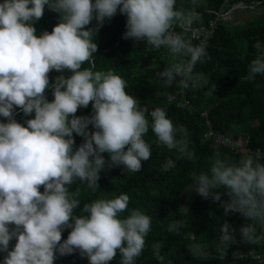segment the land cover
I'll return each mask as SVG.
<instances>
[{
    "label": "clouds",
    "instance_id": "clouds-1",
    "mask_svg": "<svg viewBox=\"0 0 264 264\" xmlns=\"http://www.w3.org/2000/svg\"><path fill=\"white\" fill-rule=\"evenodd\" d=\"M188 2L192 7H178V0H0V264H54L57 256L74 252L88 264H109L118 253L119 264H136L152 217L139 208L128 211L125 193L84 203L77 214L79 191L70 192L69 186L86 183L95 192L106 164L138 172L151 156L144 138L149 129L178 159L191 161L195 154L188 130L174 126L164 107L149 111L113 69L96 70L95 35L119 11L126 16L123 38L166 50L168 61L157 74L165 86L208 87V77L194 71L207 58L206 46L185 35L201 20L202 0ZM45 7L58 13L57 23L37 34L34 25ZM93 20L96 24L89 26ZM53 70L59 74L50 82ZM257 75H264V52L250 61L244 79L254 81ZM90 102L89 115H76ZM16 109L28 117L23 123L13 118ZM74 133L82 138L79 144ZM173 167L171 158L162 165L164 171ZM187 187L218 201L225 215L241 214L248 223L239 228L240 241L264 247V158L259 153L245 151L238 159L217 153L207 170L192 173ZM184 227L183 220L173 218L167 230L178 234ZM234 233L225 221L211 246L194 239L189 254L195 261L224 260L237 242ZM152 254L165 264L159 243L152 245ZM237 255L232 252L233 259ZM253 259L264 264L259 256Z\"/></svg>",
    "mask_w": 264,
    "mask_h": 264
},
{
    "label": "trees",
    "instance_id": "trees-1",
    "mask_svg": "<svg viewBox=\"0 0 264 264\" xmlns=\"http://www.w3.org/2000/svg\"><path fill=\"white\" fill-rule=\"evenodd\" d=\"M225 0H202L197 8L201 20L192 27L207 23L218 12ZM232 7L241 4L243 7L264 5V0H227ZM178 7L190 8L188 0H178ZM224 7V6H223ZM228 8V6L226 7ZM239 8V6H238ZM58 13L45 7L43 16L35 22L37 34L43 30L51 31L57 23ZM126 16L119 11L106 19L95 35L97 52L94 53L96 70L113 69L127 81L126 91L135 96L141 106L149 111L155 107H164L174 126L183 125L188 130L189 149L194 152L195 159L177 158L174 150L157 144L151 129L145 135V140L151 145V156L142 162L138 172H129L120 165L108 167L101 171L97 181L99 188L93 192L86 183L69 186L70 192L79 191L80 213L83 204L98 198H111L121 193L129 199L128 211L139 208L152 217V230L145 238V248L136 258V264H159L152 254V245H161V255L165 264H260L259 260L232 258V252L237 250H253L264 256V247L249 246L240 241L239 228L248 223L239 213L229 212L225 215L220 203L211 198H202L195 192L193 200L186 205L187 214L181 207V194L191 183L192 173L207 170L209 161L217 153L231 159H238L241 153L235 149L218 146L213 139L204 137L207 131L205 119L210 122L211 129L240 139L242 145L254 150L264 149V75H257L254 81H247V67L259 52H264V14L257 20H245L241 24L229 21H219L214 36L206 46L207 58L203 63H197L195 72H203L208 77V87L197 90L187 89L186 97L189 106L178 107L169 96L174 94L179 86L174 82L165 86L158 79V71L166 66L168 54L166 50H150L143 41L123 38ZM96 24L93 20L89 26ZM176 31H182L177 27ZM186 37L189 39L187 32ZM88 66V65H84ZM56 71L48 73L49 81L58 75ZM67 75V72H65ZM216 89L212 95H207L211 86ZM46 97L52 98V89L45 90ZM206 112V116H201ZM91 102L86 108H78L76 115H89ZM13 118L23 123V113L16 109ZM4 119V118H0ZM150 119V117H149ZM91 129V125H89ZM76 144L82 140L73 134ZM108 160L107 154H103ZM175 161V167L164 171L162 165L167 159ZM264 158V156H262ZM43 191V186L40 188ZM221 191V199L227 196ZM127 215V211L124 213ZM181 219L184 229L178 234L170 233L167 225L171 219ZM227 222L234 230L236 243L229 248V254L224 260L209 257L195 261L187 246L194 239L211 246L219 235V226ZM69 229L61 233L62 239L67 237ZM15 239L9 242V248ZM3 254H0L2 259ZM120 255L109 261V264H119ZM261 260H264L261 259ZM54 264H88L86 257H80L74 252L71 255L57 256Z\"/></svg>",
    "mask_w": 264,
    "mask_h": 264
},
{
    "label": "built area",
    "instance_id": "built-area-1",
    "mask_svg": "<svg viewBox=\"0 0 264 264\" xmlns=\"http://www.w3.org/2000/svg\"><path fill=\"white\" fill-rule=\"evenodd\" d=\"M227 0L224 1L222 8L214 13V17L210 19L207 23L191 27L189 31H187V35L191 42L194 45H198L203 43L205 46L209 43V40L214 36L215 31L217 29V24L219 21H229L231 19L232 12L238 8L237 5L229 7L227 5ZM228 6V8H226ZM169 99L174 100L176 106L183 107L189 106V101L186 97V90L183 88H178L177 91L169 96ZM201 116L205 117L206 112H202ZM205 124L207 126V131L204 134L206 139H213L216 145L226 147L229 149H235L239 153H243L245 151L251 153H259L264 156V149L256 148L254 150L242 145L240 139H232L229 136L223 135L220 132L213 131L210 126V122L205 119ZM238 253L237 257L240 259H253V256H259L261 259L262 255L256 254L253 250H237L235 251ZM256 260V259H253Z\"/></svg>",
    "mask_w": 264,
    "mask_h": 264
},
{
    "label": "rangeland",
    "instance_id": "rangeland-1",
    "mask_svg": "<svg viewBox=\"0 0 264 264\" xmlns=\"http://www.w3.org/2000/svg\"><path fill=\"white\" fill-rule=\"evenodd\" d=\"M264 14V5L253 6L252 8H246L242 5L232 12L231 19L229 22L232 24H241L245 20H257ZM195 191L186 188L181 194V207H185L194 198ZM183 209V208H182ZM184 210V209H183Z\"/></svg>",
    "mask_w": 264,
    "mask_h": 264
},
{
    "label": "water",
    "instance_id": "water-1",
    "mask_svg": "<svg viewBox=\"0 0 264 264\" xmlns=\"http://www.w3.org/2000/svg\"><path fill=\"white\" fill-rule=\"evenodd\" d=\"M238 6H241V4H239Z\"/></svg>",
    "mask_w": 264,
    "mask_h": 264
}]
</instances>
